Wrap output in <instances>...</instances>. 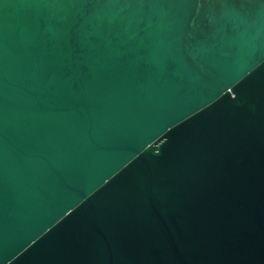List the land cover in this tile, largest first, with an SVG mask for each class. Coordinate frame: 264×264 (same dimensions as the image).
Segmentation results:
<instances>
[{
    "label": "water",
    "instance_id": "obj_1",
    "mask_svg": "<svg viewBox=\"0 0 264 264\" xmlns=\"http://www.w3.org/2000/svg\"><path fill=\"white\" fill-rule=\"evenodd\" d=\"M0 264H264V0H0Z\"/></svg>",
    "mask_w": 264,
    "mask_h": 264
}]
</instances>
